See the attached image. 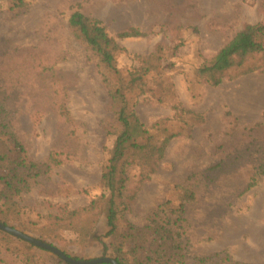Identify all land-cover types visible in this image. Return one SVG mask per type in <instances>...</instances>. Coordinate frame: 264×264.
Here are the masks:
<instances>
[{
    "label": "rangeland",
    "instance_id": "1",
    "mask_svg": "<svg viewBox=\"0 0 264 264\" xmlns=\"http://www.w3.org/2000/svg\"><path fill=\"white\" fill-rule=\"evenodd\" d=\"M78 9L113 37L129 28L144 33L118 39L127 51L117 57L118 68L127 73L137 65L135 56L162 49L161 72L175 92L165 102L150 94L137 98L135 111L147 129L163 123L178 135L149 180L139 184L137 170L131 172L121 229L154 219L174 222L172 211L184 204L177 231L188 264L197 258L229 264L227 255L239 264H264V175H258L264 56L237 65L216 87L198 75L238 32L264 25V0H37L22 9L0 0V157L4 150L15 155L8 142L13 133L27 162L56 161L14 198L23 215L10 227L84 261L105 257L103 243H110L105 215L97 227L100 241L44 228L102 195V170L116 139V108L99 61L70 29ZM10 161L0 163V175L11 170ZM2 232L0 264H58L57 255Z\"/></svg>",
    "mask_w": 264,
    "mask_h": 264
},
{
    "label": "trees",
    "instance_id": "2",
    "mask_svg": "<svg viewBox=\"0 0 264 264\" xmlns=\"http://www.w3.org/2000/svg\"><path fill=\"white\" fill-rule=\"evenodd\" d=\"M36 1L11 0V6L13 9H22ZM69 25L76 38L87 45L99 61L103 81L116 108V139L102 170V195L81 210L64 211L63 215L53 217L44 228L52 233L57 227H61L85 240L90 238L100 241L97 227L101 217L105 215L106 226L109 228L106 236L110 239L109 244L103 243L105 257L109 256L119 264H188L181 235L177 231L181 227L179 223L184 222V204L172 211L173 216H177L174 222H158L154 219L151 224L142 228L129 224L126 231H123L120 227L127 208L125 193L131 172L137 170L139 184L149 180L164 158L168 143L178 135L170 133L163 123L161 126L158 124L155 129H147L135 111L137 98L144 95L150 94L158 102L175 98L172 81L161 72L163 50L147 56H135L137 65L124 73L118 68L117 57L127 51L118 39L137 38L144 36V33L137 28H129L113 37L101 21L86 16L79 9L69 18ZM256 55L264 56V25L260 24L248 25L238 32L213 59L200 67L198 75L211 85L219 86L227 73L237 65L242 67ZM4 108L5 105H0V113L4 112ZM187 113L199 117L192 112ZM8 142L14 147L12 153L15 155L11 156L10 150H4V156L0 157V163L11 160V170L0 175V223L6 226L12 225L16 216L18 218L23 215L14 198L21 193L22 187L28 185L29 178L40 176L45 169H51V162L56 163L52 157L44 164L27 162L23 155L24 147L13 133L8 134ZM36 170L38 172L32 174ZM258 175H264V166L260 168ZM257 181L258 178L254 177L250 187L255 186ZM188 194L189 192L186 198H193V193ZM164 206H160L158 211L163 212ZM0 233L5 234L2 231ZM63 252L72 257L70 253ZM73 258L80 260L77 256ZM225 259L229 264H239L233 262L229 255ZM57 260L58 264H69L59 257ZM32 261L30 259L28 264H33ZM195 261L197 264H206L207 260L197 258Z\"/></svg>",
    "mask_w": 264,
    "mask_h": 264
},
{
    "label": "water",
    "instance_id": "3",
    "mask_svg": "<svg viewBox=\"0 0 264 264\" xmlns=\"http://www.w3.org/2000/svg\"><path fill=\"white\" fill-rule=\"evenodd\" d=\"M0 230L4 231V232L20 239V240L26 241V242L34 245L35 247L49 251V252L57 255L62 260H64V262L69 263V264H104V263L119 264L117 261H115L114 259H111L109 257H103V258L93 259V260H89V261L77 260L74 258L72 259V257H69L62 250L55 247L54 245H51V244L46 243L44 241H41L37 238L31 237V236L13 228V227L6 226V225L0 223Z\"/></svg>",
    "mask_w": 264,
    "mask_h": 264
}]
</instances>
